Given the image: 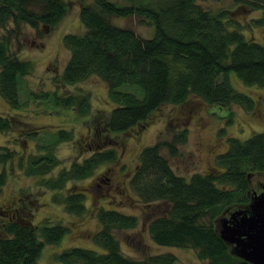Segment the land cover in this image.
<instances>
[{"label":"trees","instance_id":"trees-1","mask_svg":"<svg viewBox=\"0 0 264 264\" xmlns=\"http://www.w3.org/2000/svg\"><path fill=\"white\" fill-rule=\"evenodd\" d=\"M234 1L261 10V15L253 19L264 26V0ZM68 11V0H0V27L6 28L0 35V93L10 107L27 105V100L19 99L18 85L34 69L33 62L18 57L12 47L23 23L37 28L52 27ZM130 15L151 24L153 34L141 37L134 29L111 20V16ZM79 16L85 29L63 36L70 55L62 74L54 79L71 84L96 74L107 81L108 96L115 105L107 114H95L91 140L97 147L103 145L104 136L106 142L112 140V143L64 165L53 177H40V187L59 190L69 181L92 175L101 163L114 164L119 159V144L110 137L111 132H123L148 121L163 103H183L194 94L219 107L234 101L251 106L252 97L233 88L224 77L230 71L246 84L264 86V44L245 37L244 25L229 5L216 7L213 0H93L81 6ZM33 97L76 109L83 115L92 110L91 95L85 92L43 91L34 92ZM26 125L18 113L0 112V131L8 135L6 143L0 145V166L5 165L0 170V190L7 179L6 165L10 161L16 160L26 174L35 175L52 171L62 161L52 150L53 144L44 153L24 155L19 151L16 144L38 132L27 130ZM185 131L179 130L174 141L185 138ZM13 132L17 134L11 138ZM56 135L55 142L74 137L69 128L58 129ZM164 145L171 152L176 149L171 142L159 140L141 150L133 181L134 190L149 205L144 214L149 217L148 230L154 241L195 248L198 257L206 259L208 264H252L233 253L231 245L220 236L216 221L225 212L249 203L250 175L264 173V130L253 132L245 139L231 137L228 150L218 156L214 170L196 171L190 177L170 167L160 151ZM85 192L72 189L61 196L65 209L84 214ZM161 206L166 209L150 216ZM13 209L16 213L0 222V264H37L44 246L60 241L68 227L50 220L33 225L17 213L20 208L14 205ZM96 216L101 225L96 240L104 250L73 246L58 253V261L173 264L177 260L171 252L134 258L121 250L113 230L136 227L137 214L98 207Z\"/></svg>","mask_w":264,"mask_h":264},{"label":"rangeland","instance_id":"rangeland-1","mask_svg":"<svg viewBox=\"0 0 264 264\" xmlns=\"http://www.w3.org/2000/svg\"><path fill=\"white\" fill-rule=\"evenodd\" d=\"M92 1L84 0V3ZM68 2V13L54 26L41 25L37 28L23 23L19 38L15 37L12 42L13 51L18 57L31 60L34 69L22 77L18 85L19 99L27 100V105L12 108L0 93V112L18 113L28 123L24 126L27 130H38L21 144H16V148L24 155L30 152L44 153L51 147L49 144H53L52 150L62 161L52 171L40 175L26 174L16 160L10 161L6 165L7 179L0 190V222L16 213L13 209L15 205L23 210L18 209L17 213L23 215L28 223L33 225H41L46 220L66 225L68 230L60 241L47 243L37 259V264H62L56 259V255L70 247L104 250L96 240V234L101 228L96 211L98 207L116 208L139 216L136 227L113 230L125 254L142 258L171 252L177 256L173 264H208L206 259L198 257L195 248L164 245L152 238L148 230L149 217L144 214L145 207L149 205L145 204L133 187L134 176L141 161L140 152L147 145L166 140L176 149L171 152L169 146L164 145L160 151L176 173L190 177L196 171L214 170L218 156L228 150L231 137L245 139L253 132L264 130V86L246 84L234 71H230L224 77L233 88L252 97L251 106L234 101L229 106L219 107L194 94L183 103H163L151 113L148 121L123 132H111L110 137L116 138L119 144V159L114 164L101 163L92 175L69 181L59 190L40 187L38 185L40 177H53L64 165L68 166L73 161L81 160L93 151L101 149L100 147L112 143V140L106 142L104 136L103 145L97 147L91 140L93 131L95 132L93 130L96 123L95 114L98 112L107 114L115 105L108 96L107 81L96 74L71 84H62L54 79L55 76L62 74L70 55L69 48L63 43V36L68 32H83L85 29L79 16L84 3L81 0ZM213 2L216 7L229 5L238 20L243 23L245 37L264 44V26L253 19L261 15V10L239 5V2L234 0ZM111 20L118 25L134 29L141 37L153 34V26L142 21L137 15L111 16ZM8 27H13V23L10 22ZM5 31V27H0V35ZM43 91H57L60 94L88 93L91 95L92 110L83 115L76 109L56 106L46 99L33 97L34 92ZM60 128L72 129L73 139L55 142L56 133ZM182 129H186L185 138L174 141V135ZM15 134L17 132L11 133V138ZM6 138L8 135L0 131V145L6 143ZM2 167L5 165H1L0 170ZM103 171L109 172L111 178L107 180L105 178L104 185L101 186L96 179ZM262 182L264 183V173L253 172L250 175L249 194L251 195L253 190H263ZM72 189L86 191L84 214L67 211L61 201V196ZM57 197H60V201ZM167 205L169 206L168 203ZM165 209L166 207L163 206L162 209L161 206L153 210L150 216ZM219 218L220 216L217 220ZM230 245L232 247V244Z\"/></svg>","mask_w":264,"mask_h":264},{"label":"water","instance_id":"water-1","mask_svg":"<svg viewBox=\"0 0 264 264\" xmlns=\"http://www.w3.org/2000/svg\"><path fill=\"white\" fill-rule=\"evenodd\" d=\"M217 229L232 244L234 254L252 264H264V189L253 190L246 206L220 216Z\"/></svg>","mask_w":264,"mask_h":264},{"label":"flooded vegetation","instance_id":"flooded-vegetation-1","mask_svg":"<svg viewBox=\"0 0 264 264\" xmlns=\"http://www.w3.org/2000/svg\"><path fill=\"white\" fill-rule=\"evenodd\" d=\"M105 177H108L109 179L111 178L110 177V173L108 172H100V174L98 175V179H96V182L99 184V185H104V180H105ZM107 180V179H106ZM261 185L264 187V183L262 182ZM252 193V192H251ZM251 196V195H250ZM230 212V211H229ZM229 212H227L226 214L224 215H229Z\"/></svg>","mask_w":264,"mask_h":264},{"label":"crops","instance_id":"crops-1","mask_svg":"<svg viewBox=\"0 0 264 264\" xmlns=\"http://www.w3.org/2000/svg\"><path fill=\"white\" fill-rule=\"evenodd\" d=\"M6 103V102H5Z\"/></svg>","mask_w":264,"mask_h":264}]
</instances>
